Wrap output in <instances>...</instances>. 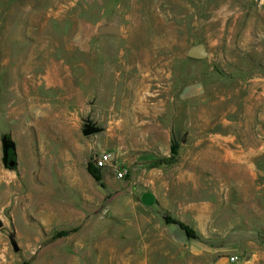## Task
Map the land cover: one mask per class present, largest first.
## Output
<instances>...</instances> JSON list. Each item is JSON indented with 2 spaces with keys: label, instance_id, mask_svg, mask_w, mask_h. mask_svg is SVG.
<instances>
[{
  "label": "rangeland",
  "instance_id": "374dc122",
  "mask_svg": "<svg viewBox=\"0 0 264 264\" xmlns=\"http://www.w3.org/2000/svg\"><path fill=\"white\" fill-rule=\"evenodd\" d=\"M28 147L54 206L30 218ZM0 218V264H264V0H0Z\"/></svg>",
  "mask_w": 264,
  "mask_h": 264
},
{
  "label": "crops",
  "instance_id": "0c3cea01",
  "mask_svg": "<svg viewBox=\"0 0 264 264\" xmlns=\"http://www.w3.org/2000/svg\"><path fill=\"white\" fill-rule=\"evenodd\" d=\"M29 150H32V152H29L31 153L30 156H27L25 160H23L24 162V165L26 167V182H25V187H27V192L25 194V196L23 197L25 199L24 204L21 205V210H23V216L24 217H32L34 216L36 213L38 212H43V213H46L47 210H53L54 209V206L51 205L50 207V204H46L45 203V198H44V193H45V186H44V171L43 169L39 170L38 168V157L36 155V152L34 151L35 148L34 147H28ZM16 152H17V148H16ZM18 154V153H17ZM17 160H18V165L20 164V159L18 158V155H17ZM30 165L33 166V168L31 167L30 168ZM18 168V167H17ZM8 171V177L10 178V184H12V187H13V190H16L17 193H20V189H21V186L22 183H20L19 181V176L16 172V170L14 171ZM83 173V172H82ZM85 176L86 178L89 180L92 179V176L91 174L89 173L88 171V168L85 170ZM72 184V188L74 190H76V183H71ZM11 185H6V190H5V193L7 194L8 193V190L10 189ZM146 194H150V196L148 197V200L145 201V195ZM35 195H39L41 199H37V200H34V196ZM38 197V196H36ZM22 199H17V203H18V207H19V202L21 201ZM156 200H157V196H156V193L153 192V191H145L143 192L141 195H140V198H139V202L142 204L143 207L145 208H154L155 204H156ZM16 209L17 207L14 206ZM196 254L197 255H204L206 252H208V249L206 246L204 247H199L197 246L196 247ZM221 261V259L217 260L215 262V264H219Z\"/></svg>",
  "mask_w": 264,
  "mask_h": 264
},
{
  "label": "water",
  "instance_id": "95a60500",
  "mask_svg": "<svg viewBox=\"0 0 264 264\" xmlns=\"http://www.w3.org/2000/svg\"><path fill=\"white\" fill-rule=\"evenodd\" d=\"M99 32L102 34H118L120 32L119 27L116 25H104L99 28ZM187 56L191 60L204 61L208 57V51L204 44H198L192 46ZM102 132V128L92 121L88 120L83 128V135L85 137L98 134ZM16 143L12 139L7 137L2 138V164L4 169L14 171L18 167ZM4 228V222L0 218V230ZM254 259V253L249 252L246 256L245 263H250Z\"/></svg>",
  "mask_w": 264,
  "mask_h": 264
},
{
  "label": "built area",
  "instance_id": "2783aa9c",
  "mask_svg": "<svg viewBox=\"0 0 264 264\" xmlns=\"http://www.w3.org/2000/svg\"><path fill=\"white\" fill-rule=\"evenodd\" d=\"M112 161H113V159L108 153L100 152L94 160V166L97 169L103 171V170H106L109 166H112ZM126 175H127L126 170H117L116 169V176L118 179H122ZM227 260H228L229 264H246L245 261L236 254L230 255L227 258Z\"/></svg>",
  "mask_w": 264,
  "mask_h": 264
},
{
  "label": "trees",
  "instance_id": "16d2710c",
  "mask_svg": "<svg viewBox=\"0 0 264 264\" xmlns=\"http://www.w3.org/2000/svg\"><path fill=\"white\" fill-rule=\"evenodd\" d=\"M7 137V136H6ZM8 139H11L9 137H7ZM175 162V159L174 157H171V158H164V159H161L157 162L154 163L153 166H158V165H171L172 163ZM88 171L89 173L92 175V177L98 182L100 183L102 186V181H103V178H102V172L101 170L97 169L94 165H89L88 166ZM169 223H173V224H176L178 225L183 231H185L186 235L189 237V238H196L193 234V231L188 227L186 226L185 224L179 222V221H168Z\"/></svg>",
  "mask_w": 264,
  "mask_h": 264
}]
</instances>
